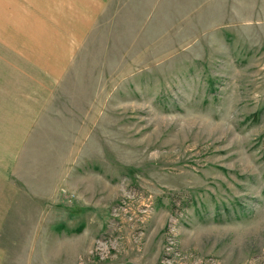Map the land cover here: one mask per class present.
<instances>
[{
  "label": "rangeland",
  "instance_id": "obj_1",
  "mask_svg": "<svg viewBox=\"0 0 264 264\" xmlns=\"http://www.w3.org/2000/svg\"><path fill=\"white\" fill-rule=\"evenodd\" d=\"M24 22L0 0V264H264V0H111L55 82Z\"/></svg>",
  "mask_w": 264,
  "mask_h": 264
},
{
  "label": "crops",
  "instance_id": "obj_2",
  "mask_svg": "<svg viewBox=\"0 0 264 264\" xmlns=\"http://www.w3.org/2000/svg\"><path fill=\"white\" fill-rule=\"evenodd\" d=\"M24 2V25L30 23L29 40L32 46H27L26 55L35 65L47 72V81L55 82L64 75L67 67L70 66V56L66 52L54 53L56 49H72L80 45L93 28L96 27L101 14L111 2V0H20ZM47 32L49 41L46 45L41 43L39 46L36 41L43 40L40 35ZM27 38V37H26ZM37 44V45H36ZM30 51H36L30 53ZM40 54H43L47 60L39 62ZM36 60L34 62L33 60ZM57 64V69H50L48 65ZM46 66V69L44 68ZM49 99L48 104L53 100L54 94L48 92L45 95ZM43 117L34 118L31 123L23 128L13 127L11 130L24 129L25 132L41 128ZM10 144L16 146L22 139L14 133H8ZM1 180L9 179L7 175H0ZM0 259H2L0 257ZM2 262V261H0Z\"/></svg>",
  "mask_w": 264,
  "mask_h": 264
}]
</instances>
